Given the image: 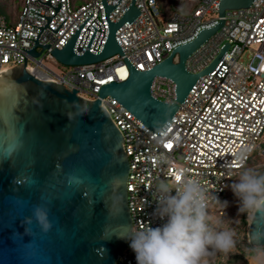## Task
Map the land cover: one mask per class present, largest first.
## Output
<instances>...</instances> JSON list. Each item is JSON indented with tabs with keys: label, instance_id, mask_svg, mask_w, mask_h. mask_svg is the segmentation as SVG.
Listing matches in <instances>:
<instances>
[{
	"label": "built area",
	"instance_id": "1",
	"mask_svg": "<svg viewBox=\"0 0 264 264\" xmlns=\"http://www.w3.org/2000/svg\"><path fill=\"white\" fill-rule=\"evenodd\" d=\"M132 1L22 0L11 24L0 13V72L23 65L26 59L31 74L95 100L102 86L127 79L125 60L139 71L148 70L200 31L214 27L221 0H134L139 14L115 33L122 56L80 66H64L53 57L52 50L62 49L73 36L76 54L100 53L109 22H118ZM106 6L111 7L108 13ZM35 42L37 58L27 54ZM225 44L228 48L214 70L196 81L171 122L158 132H151L114 99L101 100L124 140L127 207L134 230L166 222L155 215V189L161 181L178 183L180 168L200 181L210 197L209 208L216 203L211 198L220 200L243 170L242 163L247 166L253 158L264 157V0L227 11L222 28L188 57L186 69L194 74L203 71ZM44 46L48 48L41 49ZM46 63L68 68L55 72ZM122 71L125 78L119 76ZM150 93L172 103L175 85L155 77ZM115 264H136L129 242Z\"/></svg>",
	"mask_w": 264,
	"mask_h": 264
},
{
	"label": "water",
	"instance_id": "2",
	"mask_svg": "<svg viewBox=\"0 0 264 264\" xmlns=\"http://www.w3.org/2000/svg\"><path fill=\"white\" fill-rule=\"evenodd\" d=\"M254 0H221L217 24L176 47L161 63L139 71L125 60L127 79L100 88L98 98L80 97L75 89L31 74L24 64L0 72V264H115L131 227L126 180L129 163L122 135L101 105L110 97L151 132L171 122L196 81L214 70L228 48L199 73L185 63L224 24L227 11L247 9ZM111 7L106 6L108 13ZM139 14L131 2L116 23L109 22L102 51H73V36L52 55L64 66L99 63L122 56L115 33ZM35 42L27 52L37 58ZM47 46L41 49H47ZM155 77L171 80L175 99H155ZM48 210L52 228L43 233L32 217L34 206ZM30 231L26 232V229ZM250 247H264V213L253 212L247 228Z\"/></svg>",
	"mask_w": 264,
	"mask_h": 264
},
{
	"label": "clouds",
	"instance_id": "3",
	"mask_svg": "<svg viewBox=\"0 0 264 264\" xmlns=\"http://www.w3.org/2000/svg\"><path fill=\"white\" fill-rule=\"evenodd\" d=\"M241 168L237 180L230 186L239 202V213L247 210L264 213V172L243 163ZM176 180L175 185L161 181L155 189V215L166 219L162 226L136 230L126 226V235L122 238L129 241L136 264H208L210 249L227 253L235 246L233 229L217 230L210 224L207 210L210 197L200 181L190 178L183 168L177 171ZM211 199L227 207V202L221 203L216 197ZM33 219L43 233L52 228L48 210L43 206H34L32 217H27L26 223L32 225ZM216 223L219 226L225 221ZM30 230L29 227L26 232Z\"/></svg>",
	"mask_w": 264,
	"mask_h": 264
},
{
	"label": "rangeland",
	"instance_id": "4",
	"mask_svg": "<svg viewBox=\"0 0 264 264\" xmlns=\"http://www.w3.org/2000/svg\"><path fill=\"white\" fill-rule=\"evenodd\" d=\"M74 1L80 3L82 0ZM159 1L168 3L169 0ZM21 2L22 0H0V13L5 17L8 24H11L17 19ZM46 65L55 72H60L68 68L62 65L57 66L53 63H46ZM247 166L264 172V157L253 158ZM237 178L238 175L232 183ZM230 186L219 200L221 203L227 202V207L223 208L221 204L214 203L207 210L211 217L210 224L213 227H216L217 230L231 228L235 231V246L227 253L210 249L212 255L206 258L207 262L208 264H264V247H250L247 241V228L252 211L247 210L239 213V202L234 197ZM218 220H223L225 223L217 226L216 222Z\"/></svg>",
	"mask_w": 264,
	"mask_h": 264
},
{
	"label": "bare ground",
	"instance_id": "5",
	"mask_svg": "<svg viewBox=\"0 0 264 264\" xmlns=\"http://www.w3.org/2000/svg\"><path fill=\"white\" fill-rule=\"evenodd\" d=\"M119 76H120L121 78H125V77H126V73H125V71L120 72V73H119Z\"/></svg>",
	"mask_w": 264,
	"mask_h": 264
},
{
	"label": "snow or ice",
	"instance_id": "6",
	"mask_svg": "<svg viewBox=\"0 0 264 264\" xmlns=\"http://www.w3.org/2000/svg\"><path fill=\"white\" fill-rule=\"evenodd\" d=\"M168 147H170V145H168Z\"/></svg>",
	"mask_w": 264,
	"mask_h": 264
}]
</instances>
